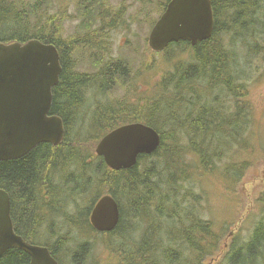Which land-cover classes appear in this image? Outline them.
<instances>
[{"label": "trees", "instance_id": "16d2710c", "mask_svg": "<svg viewBox=\"0 0 264 264\" xmlns=\"http://www.w3.org/2000/svg\"><path fill=\"white\" fill-rule=\"evenodd\" d=\"M75 2L77 13L66 15L61 9L58 13L53 12L54 0H0V42L39 40L54 44L60 51L63 65L60 83L53 89L51 114L63 119L64 140L57 147L42 144L19 160L0 162V188L11 197L14 230L31 244L46 246L60 264H205L220 251L227 228L222 230L203 216L206 194L196 191L192 171L194 175L200 172L207 177L217 172L218 164L229 160L232 163L222 174L236 185L248 166L246 162L238 164L239 149H252L253 107L246 101L247 82H241L245 74L237 72L233 53L221 42L223 28L220 23L224 17V22H234L235 29L242 25L244 37H249L252 27L245 28L242 22L257 15V1L212 0L216 26L211 39L196 48L188 42L175 43L163 52L176 48L186 54L187 46L191 47L195 53L191 62H179L176 72L156 85L153 96L146 94L148 98L136 101L122 97L109 104L108 101L98 102L92 111V97L87 93L97 89L101 95L109 93L116 83L128 78L130 70L124 68L120 60H107L110 50L108 31L115 26L114 21L106 20L102 13L100 18L97 16L103 0ZM169 2L165 0L160 4V16ZM117 14L120 16L121 12L117 11ZM160 16L150 23V28ZM78 17L85 20L83 33L67 36V19ZM99 19L100 26L95 28ZM102 21L105 22L103 25ZM249 24L255 26L256 22ZM255 48L260 51L257 45ZM85 51H91L95 74L73 73L68 65V58H74L77 66L78 57ZM75 65L73 68L77 70ZM84 111L83 120L81 112ZM86 117H90L89 121ZM136 122L157 131L161 146L151 156H142L138 167L122 171L109 169L104 160L95 155L96 146L105 133L122 124ZM185 141L189 142L185 144ZM188 155L197 159V167L185 165ZM92 192L96 197L90 204H85ZM104 194L116 197L123 211L122 220L115 231L98 234L89 222V215L94 201ZM69 200L74 209L64 215L67 226L69 223V227L77 228L82 235L77 243L58 234L56 230H62V227L53 226L55 216L61 215ZM252 230L249 237H234L230 254H225L221 264H264V219ZM86 232L95 234L94 239L101 237L90 243L83 237ZM99 247L107 252L106 259L97 254ZM30 263L31 257L18 249H11L0 258V264Z\"/></svg>", "mask_w": 264, "mask_h": 264}, {"label": "rangeland", "instance_id": "374dc122", "mask_svg": "<svg viewBox=\"0 0 264 264\" xmlns=\"http://www.w3.org/2000/svg\"><path fill=\"white\" fill-rule=\"evenodd\" d=\"M75 1L76 0H54V7L52 10L54 13H58L61 9L66 15H75L77 13ZM256 1L258 4L257 15L255 17H249L242 22L245 24V28L252 27V31L250 32L251 36L249 33V37L245 38L242 29L243 26L241 25L240 28L235 29L234 22L227 20L228 24L224 22V17L221 19L222 21L220 23V27L223 28L222 32H220V34H222L221 42L233 53L237 64V72L239 70L245 74V78L243 77L241 82H247L248 97L246 101L250 102L253 107V125L250 127L252 132V139H250L252 149L244 151L239 149L237 157L238 164L246 162L248 166L243 175L241 174L236 185L231 183V178H224L222 174L226 171V168L230 167L232 161L229 160L226 161L230 164L226 162L218 164L217 172L211 173V175L207 177L200 172L196 175L192 172L193 178L196 179V191L198 194L201 192H205L206 194V199L204 200L205 204L203 203V216L213 221L220 229L227 228L226 237L222 242L220 251L205 264H221L225 254L230 250L234 242V237L236 235H240L243 238L247 237L251 229H253L259 221L264 219V0ZM106 2H108L107 5L109 9L105 5ZM163 2H165V0H103L101 8L103 11L98 8L97 16L102 13V16L105 15L104 17L107 20H109V18L113 20L115 26V28L108 31L110 50L107 60H120L124 68H129L131 75L124 79V81H119L118 84L120 88L117 86L118 84H116L111 92H107L104 96L99 94L97 90L93 91L94 93L88 92L87 94H91L92 98L94 97L91 101V111L98 101L101 103L108 101L109 104L110 102L113 103L114 99L122 97H129L131 98L129 99L130 101L148 98L146 94L152 95L156 85L161 80H164V78L174 74L177 69V64L183 62L185 54H182L180 49L174 48L171 52L168 51L169 53H155L149 46V37L152 30V28H150V23L160 16L159 6ZM117 11L121 12L120 16L117 14ZM100 21L98 22L97 20V25H95L96 28L100 26ZM253 21L256 22L255 26L257 27L249 24L250 22L253 23ZM104 23L101 24L103 25ZM83 24V19L79 17L76 20L67 19L65 23L67 36L82 34ZM230 30L234 31L231 32V34L225 33L227 31L230 32ZM65 37L64 35L63 38ZM232 41L235 42L234 45ZM255 45L258 46V49L260 48V51L255 48ZM185 52L188 53L191 51L185 50ZM170 58L171 62H169ZM78 59L79 62L76 66L77 70H75L72 68L75 65V59L68 58V65L71 67L72 72L79 71L85 75L96 73L91 63V51H85ZM174 67L176 68L174 69ZM164 72H166V75ZM118 74H122L121 70L118 71ZM160 74H164V77ZM115 88L116 90H114ZM136 88L138 89L135 90ZM97 92L98 94H96ZM139 92L142 93L140 94ZM131 96L135 97L133 98ZM84 114L85 111L84 113L81 112V118L83 120L85 119ZM86 116H89L87 112ZM89 118H87L86 121H89ZM184 143L187 144L188 141ZM185 165H195L197 167L198 161L196 158L188 155ZM189 173L191 174V171ZM185 186L188 187L189 184H185ZM94 196L95 193L92 192L91 196L86 199L85 204H90L93 198L96 197ZM65 207V210L63 209L61 212L62 216H55L56 219L54 220L56 223L53 226L54 228H56V226H63L62 230H56L59 231L58 234L62 237L65 236L64 238L70 239L73 243H77V239L81 237V234L77 228L66 226V222L68 221L64 218L65 215H63L72 212L71 209L74 208L73 202L69 200ZM85 234L87 238L86 236L84 238L90 241V243H95L98 238L100 239L101 237L94 239L92 236L95 234H91L90 232H86ZM73 243H71L70 246L73 245ZM99 243H101V241H99ZM97 254H101L103 259L107 257V252L101 247L97 250ZM108 256H110L109 253Z\"/></svg>", "mask_w": 264, "mask_h": 264}, {"label": "water", "instance_id": "95a60500", "mask_svg": "<svg viewBox=\"0 0 264 264\" xmlns=\"http://www.w3.org/2000/svg\"><path fill=\"white\" fill-rule=\"evenodd\" d=\"M213 16L211 0H170L150 32V45L156 52L181 41L195 46L211 36ZM62 70L57 50L39 40L0 42V162L19 160L43 143L58 146L63 141L62 119L49 116ZM160 144L157 131L134 123L102 138L97 152L105 163L120 169L134 164L139 152L154 154ZM90 217L98 229H113L119 219L116 200L104 196ZM13 248L32 257V264H56L48 248L15 235L10 196L0 190V257Z\"/></svg>", "mask_w": 264, "mask_h": 264}, {"label": "bare ground", "instance_id": "6f19581e", "mask_svg": "<svg viewBox=\"0 0 264 264\" xmlns=\"http://www.w3.org/2000/svg\"><path fill=\"white\" fill-rule=\"evenodd\" d=\"M82 1V0H81ZM80 2V1H79ZM211 2H212V0H211ZM82 3V2H81ZM79 4V3H78ZM169 4V3H168ZM81 6V5H80ZM168 6V5H167ZM77 7H78V5H77ZM88 7V6H87ZM83 8V7H82ZM102 8V7H101ZM212 8H213V13H214V6H213V2H212ZM85 10V9H84ZM83 10V11H84ZM95 10V9H94ZM166 10V9H165ZM87 11H89V9L87 10ZM107 11V10H106ZM86 12V11H85ZM85 12H84V14H85ZM110 12V11H109ZM105 13V12H104ZM164 13V12H163ZM87 14V13H86ZM106 14V13H105ZM103 15V14H102ZM112 15V14H111ZM111 15H109V16H111ZM101 16V15H100ZM105 16V15H104ZM86 17V16H85ZM99 17V16H98ZM100 18V17H99ZM102 18V17H101ZM82 19H83V17H82ZM106 19V18H105ZM110 19V18H109ZM112 19V18H111ZM107 20V19H106ZM105 20V21H106ZM83 21H85V20H83ZM100 21V20H99ZM94 22V21H93ZM83 23V22H82ZM102 23H104V21L102 22ZM87 24V23H86ZM95 24V23H94ZM95 25H97V24H95ZM88 26V25H87ZM105 26V25H104ZM215 26H216V18H215V13H214V16H213V30H212V33H211V36L207 39V40H205V41H208L209 39H211V37L213 36V34H214V32H215ZM83 27V26H82ZM85 27V26H84ZM83 27V28H84ZM95 28H96V26H95ZM95 28H94V30H95ZM101 28V27H100ZM85 29V28H84ZM97 30V29H96ZM83 31V30H82ZM88 31V30H87ZM86 32V31H85ZM84 32V33H85ZM105 32V31H104ZM107 33V32H106ZM105 34V33H104ZM85 36V35H84ZM105 36V35H104ZM205 41H203V42H205ZM41 42V41H40ZM181 42H185V41H181ZM187 42V41H186ZM203 42H200V43H198L197 45H195V46H193L191 43H189L191 46H193V47H196V46H198L199 44H201V43H203ZM13 43H15V42H13ZM18 43H21V42H18ZM44 46H52V47H54L56 50H57V52H58V54H59V56H60V62H61V64H62V61H61V54H60V51L58 50V48L54 45V44H47V43H43V42H41ZM178 43H180V42H178ZM6 44H10V43H6ZM21 44H25V43H21ZM172 44H175V43H172ZM172 44H170V45H172ZM169 45V46H170ZM149 46H150V48H151V50L153 51V52H155V53H163L167 48H169V46L167 47V48H165V49H163L162 51H160V52H156V51H154L153 50V48L151 47V45H150V37H149ZM187 48H188V46H187ZM82 49V48H81ZM76 50V49H75ZM78 50V49H77ZM83 50H86V49H84L83 48ZM248 52V51H247ZM249 52H251V51H249ZM195 54V53H194ZM250 55H251V53H250ZM190 56V55H189ZM252 57V56H251ZM75 60H77V59H75ZM175 60V59H174ZM176 61V60H175ZM198 61V60H197ZM191 62V61H190ZM177 63H178V61H177ZM213 64V63H212ZM76 66V65H75ZM213 66V65H212ZM170 67H172V66H170ZM73 68V67H72ZM153 68V67H152ZM176 67H174V69H175ZM223 68V67H222ZM62 69H63V65H62ZM171 69V68H170ZM227 71V70H226ZM172 72V71H171ZM62 73H63V70H62ZM61 73V74H62ZM74 73V72H73ZM165 73V75H166V72H164ZM168 74V73H167ZM171 74V73H170ZM210 74V73H209ZM119 75V74H118ZM129 75H131V73L129 74ZM160 75H162V74H160ZM163 77H164V74L162 75ZM182 76V75H181ZM120 77H121V75H120ZM119 77V78H120ZM124 77V76H123ZM161 77V76H160ZM217 77V76H216ZM244 77V76H243ZM109 78V77H108ZM118 78V79H119ZM167 78V77H166ZM96 79H98V77H96ZM123 79V78H122ZM161 79H162V77H161ZM168 79V78H167ZM230 79V78H229ZM228 79V80H229ZM233 79V78H232ZM60 80H61V78H60ZM130 80V79H129ZM135 80V79H134ZM208 80V79H207ZM214 80V79H213ZM219 80H221V79H219ZM96 81V80H95ZM117 81H119V80H117ZM124 81V80H123ZM128 81V80H127ZM209 81V80H208ZM92 82V81H91ZM126 82V81H125ZM166 82H167V80H166ZM205 82V81H204ZM210 82V81H209ZM216 82V81H215ZM220 82H222V81H220ZM230 82H232L231 80H230ZM59 83H60V81H59ZM97 83V82H96ZM115 83V82H114ZM119 83V82H118ZM118 83H116V84H118ZM123 83V82H122ZM129 83V82H128ZM127 83V84H128ZM133 83V82H132ZM226 83H227V81H226ZM160 84V83H159ZM217 84V83H216ZM59 85V84H58ZM57 85V86H58ZM98 85V84H97ZM122 85V84H121ZM132 86H134L133 84H131ZM144 85V84H143ZM114 86V85H113ZM117 86H119V84L117 85ZM123 86V85H122ZM225 86V85H224ZM211 87V86H210ZM226 87V86H225ZM113 88V87H112ZM119 88H120V86H119ZM152 88V87H151ZM95 89V88H94ZM134 89V88H133ZM138 88H136L135 90H137ZM92 90V89H91ZM114 90H116V88L114 89ZM134 90V91H135ZM162 90V89H161ZM160 90V91H161ZM176 90V89H175ZM193 90V89H192ZM96 91V90H95ZM97 91H98V89H97ZM107 91H109V90H107ZM131 91V90H130ZM219 91V90H218ZM225 91V90H224ZM229 91V90H228ZM236 91V90H235ZM99 92V91H98ZM98 92L96 93V94H98ZM110 92H111V90H110ZM113 92V91H112ZM136 92V91H135ZM94 93V92H93ZM102 92H100L99 94H101ZM131 93V92H130ZM140 93V92H139ZM142 93V92H141ZM140 93V94H141ZM218 93V92H217ZM155 94V93H154ZM202 94V93H201ZM161 95V94H160ZM238 95V94H237ZM96 96V95H95ZM99 96V95H98ZM104 96V95H103ZM143 96V95H142ZM149 96V95H148ZM153 96V95H152ZM195 96V95H194ZM240 96V95H239ZM238 96V97H239ZM112 97V96H111ZM131 97H133V96H131ZM135 97V96H134ZM133 97V98H134ZM147 97V96H146ZM151 97V96H150ZM235 97V96H234ZM94 98V97H93ZM92 98V99H93ZM105 98H106V96H105ZM139 98V97H138ZM153 98V97H152ZM129 99H131V98H129ZM128 99V100H129ZM136 99V98H135ZM155 100V99H154ZM153 100V101H154ZM94 102V101H93ZM99 102V101H98ZM156 102V101H155ZM159 102V101H158ZM136 103V102H135ZM128 105V104H127ZM143 105V104H142ZM118 107V106H117ZM52 108V107H51ZM129 110V109H128ZM119 111V110H118ZM129 112V111H128ZM114 115H115V113H114ZM127 115V114H126ZM49 116H57V115H52L51 114V110H50V112H49ZM80 116V115H79ZM57 117H59V116H57ZM59 118H61V117H59ZM84 118V117H83ZM62 119V118H61ZM62 121H63V119H62ZM92 122V124H93V121H91ZM64 123V122H63ZM136 123H140V122H136ZM222 123V122H221ZM129 124H134V123H129ZM140 124H144V123H140ZM209 124V123H208ZM126 125H128V124H126ZM144 125H146V124H144ZM221 126H222V124H220ZM122 126H125V125H123L122 124ZM146 126H148V125H146ZM219 126V125H218ZM65 127V126H64ZM121 127V126H120ZM148 127H150V126H148ZM118 128H119V126H118ZM117 129V128H116ZM156 129V128H155ZM180 129V128H179ZM66 130V129H65ZM68 131V130H67ZM92 131V130H91ZM97 131V130H96ZM115 131V129L113 130V131H111V132H109L108 134H104L103 135V137L102 138H105V137H107L108 135H110L111 133H113ZM203 131V130H202ZM89 133H90V131H89ZM91 134V133H90ZM251 134H252V132H251ZM66 135V134H65ZM102 135V134H101ZM69 136V135H68ZM100 136V135H99ZM185 136V135H184ZM97 137H98V135H97ZM88 138V137H87ZM185 138H186V136H185ZM187 139V138H186ZM64 140V139H63ZM163 140V139H162ZM172 141V140H171ZM189 142V141H188ZM62 143V142H61ZM60 143V144H61ZM43 144H47V143H43ZM59 144V145H60ZM186 144V143H185ZM42 145V144H41ZM51 145V144H50ZM58 145V146H59ZM53 146V145H52ZM160 146H161V144H160ZM54 147H57V146H54ZM37 148V147H36ZM164 149H165V147H164ZM95 155L97 156V157H99V158H102L103 160H104V162H105V157L103 156V155H100L98 152H97V146H96V148H95ZM152 154L151 153H147V152H139L137 155H136V160H135V162H134V164H132L130 167H127V168H120V169H116V168H113L112 166H110V165H108L107 164V162L105 163L106 164V166L109 168V169H111V170H113V171H122V170H129V169H131V168H133V167H135V166H137L138 164H140L139 163V160H140V158L142 157V156H151ZM143 157V158H144ZM200 157V156H199ZM145 159V158H144ZM192 159V158H191ZM138 167V166H137ZM157 167H159V166H157ZM186 167V166H185ZM173 168V167H172ZM49 169V168H48ZM140 169V168H139ZM162 169V168H161ZM185 169V168H184ZM187 169V168H186ZM151 170V169H150ZM193 170V169H192ZM184 172V171H183ZM190 172V171H189ZM193 173H194V171H192ZM43 173V172H42ZM182 173V172H181ZM47 176V175H46ZM183 175H181V177H182ZM63 177V176H62ZM188 177V176H187ZM190 177H192V176H190ZM181 180H183V179H181ZM184 180H186V178H184ZM146 181V180H145ZM187 181H189L188 179H187ZM193 182V181H192ZM133 183H135V182H133ZM139 183V182H138ZM178 183H179V181H178ZM180 183H181V181H180ZM185 183V182H184ZM188 183H190V182H188ZM12 184V183H11ZM194 184V183H193ZM196 184V183H195ZM67 185V184H66ZM136 185V184H135ZM138 185V184H137ZM140 185V184H139ZM198 185V184H197ZM5 186V185H4ZM59 186V185H58ZM39 187V186H38ZM178 187V186H177ZM187 187V186H186ZM185 187V188H186ZM8 188V187H7ZM175 188V187H174ZM180 188V187H179ZM61 189V188H60ZM200 189V188H199ZM0 190L1 191H4V192H6L9 196H10V194L6 191V190H4V189H2V188H0ZM47 190V189H46ZM59 190V189H58ZM89 190V189H88ZM183 190V189H182ZM69 191H70V189H69ZM93 191V190H92ZM200 191V190H199ZM41 192V191H40ZM48 192V191H47ZM189 192V191H188ZM62 193V192H61ZM88 193V192H87ZM124 193V192H123ZM40 194V193H39ZM57 194H58V192H57ZM20 195V194H19ZM50 195V194H49ZM107 194H104V195H101L100 197H98L94 202V204H93V207H92V209H91V211H90V215H91V212H92V210L98 205V203L101 201V199L104 197V196H106ZM148 195V194H147ZM109 196H111V195H109ZM120 196V195H119ZM165 196V195H164ZM48 197V196H47ZM57 197V196H56ZM55 197V198H56ZM82 197V196H81ZM88 197V196H87ZM93 197V196H92ZM113 199H115L116 200V197H114L113 195L111 196ZM124 197V196H123ZM188 198V197H187ZM195 198V197H194ZM50 199V198H49ZM53 199V198H52ZM139 199V198H138ZM162 199V198H161ZM165 199H166V196H165ZM164 199V200H165ZM172 199V198H171ZM182 199V198H181ZM191 199V198H190ZM197 199V198H196ZM58 200V199H57ZM61 200V199H60ZM163 200V199H162ZM163 200V201H164ZM168 200V199H167ZM189 200V199H188ZM199 200V199H198ZM197 200V201H198ZM62 201H65L64 199L62 200ZM124 201V203H125V200H123ZM161 201V200H160ZM172 201V200H171ZM193 201H195V200H193ZM52 202V201H51ZM57 202H59V201H57ZM56 202V203H57ZM61 202V201H60ZM116 202H117V207H118V211H119V219H118V223H117V225L113 228V229H111V230H100V229H98L95 225H94V223L92 222V219H91V217H90V215H89V222H90V224H91V226H92V228L98 233V234H108V233H111V232H113V231H115L118 227H119V225H120V223H121V213L123 212V211H121V207H120V203H118V201L116 200ZM129 202V201H128ZM166 202V201H165ZM168 202V201H167ZM55 203V202H54ZM53 203V204H54ZM136 203V202H135ZM64 204V203H63ZM88 204V203H87ZM10 205H11V197H10ZM80 205V204H79ZM123 205V204H122ZM54 206V205H53ZM30 207V206H29ZM72 207V206H71ZM80 207H81V205H80ZM128 207H129V205H128ZM177 207V206H176ZM198 207V206H197ZM145 208V207H144ZM37 209V208H36ZM54 209V208H53ZM74 209V208H73ZM141 209V208H140ZM51 210V209H50ZM65 210V209H64ZM125 210H126V208H125ZM27 211V210H26ZM138 211V210H137ZM142 211V210H141ZM161 211V210H160ZM186 211V210H185ZM33 212V211H32ZM38 212V211H37ZM40 212V211H39ZM52 212V211H51ZM127 212V211H126ZM125 212V213H126ZM48 213V212H47ZM69 213H71V212H69ZM132 213V212H131ZM134 213V212H133ZM64 215V214H63ZM136 215V214H135ZM140 215V214H139ZM138 215V216H139ZM173 215V214H172ZM45 216V215H44ZM62 216V215H61ZM145 216V215H144ZM51 217V216H50ZM133 217V216H132ZM146 217V216H145ZM12 218V217H11ZM56 218V217H55ZM61 218V217H60ZM65 218V217H64ZM63 218V219H64ZM124 218V217H123ZM131 218V217H130ZM144 218V217H143ZM31 219V218H30ZM58 219V218H57ZM134 219V218H133ZM135 219H137L136 218V216H135ZM145 219V218H144ZM148 219V218H147ZM137 220H139V219H137ZM146 220V219H145ZM45 221V220H44ZM147 221V220H146ZM61 222V221H60ZM124 222V221H123ZM145 222V221H144ZM261 222V221H260ZM38 223V222H37ZM42 223V222H41ZM50 223H52V222H50ZM58 223V222H57ZM71 223V222H70ZM128 223H130V222H128ZM140 223H141V221H140ZM61 224V223H60ZM63 224V223H62ZM136 224V223H135ZM143 224V223H142ZM47 225H49V224H47ZM125 225H127V224H125ZM124 225V226H125ZM149 225V224H148ZM204 225V224H203ZM50 226V225H49ZM67 226V225H66ZM68 226H69V223H68ZM131 226H134V225H131ZM144 226V225H143ZM151 226V225H150ZM61 227V226H60ZM63 227V226H62ZM58 228V227H57ZM132 228V227H131ZM130 228V229H131ZM138 228V227H137ZM149 228V227H148ZM65 229V228H64ZM132 229H135V228H132ZM131 229V230H132ZM143 229V228H142ZM256 229V228H255ZM54 230V229H53ZM75 230H77V229H75ZM186 230V229H185ZM223 230V229H222ZM252 230V229H251ZM66 231H67V228H66ZM133 231V230H132ZM140 231V230H139ZM219 231V230H218ZM253 231V230H252ZM65 232V231H64ZM76 232V231H75ZM128 232H129V230H128ZM145 232H146V230H145ZM251 232V231H250ZM14 233H15V235L17 236V237H19V238H21L23 241H25V242H27L21 235H19L15 230H14ZM67 233V232H66ZM73 233V232H72ZM77 233V232H76ZM130 233V232H129ZM169 233V232H168ZM139 234V233H138ZM141 234V233H140ZM185 234V233H184ZM78 235H80V234H78ZM181 235V234H180ZM75 236V235H74ZM80 236H82V235H80ZM85 236H86V238H87V235L85 234ZM85 236H83V237H85ZM136 236V235H135ZM237 236V235H236ZM236 236H235V238H236ZM65 237V236H64ZM90 237V236H89ZM164 237V236H163ZM183 237V236H182ZM224 237V236H223ZM226 237V236H225ZM247 237H249V236H247ZM166 238V237H165ZM251 238V237H250ZM68 239V238H67ZM174 239V238H173ZM70 240V239H69ZM78 240V239H77ZM192 240V239H191ZM235 240V239H234ZM237 240H239L238 238H237ZM244 240V239H243ZM136 241H138V240H136ZM224 241V240H223ZM245 241V240H244ZM27 243H29V242H27ZM235 243H237V242H235ZM29 244H31V243H29ZM86 244V243H85ZM226 245H228L227 243H225ZM239 244V243H238ZM252 244H254V243H252ZM32 245H35V244H32ZM240 245V244H239ZM37 246H41V245H37ZM109 246V245H108ZM236 245H234V247H235ZM41 247H45V248H47L46 246H41ZM233 248V247H232ZM13 249H17V248H13ZM86 249V248H85ZM11 250V249H10ZM18 250H20V249H18ZM231 250V249H230ZM9 251V250H8ZM22 251V250H21ZM232 252H233V250H232ZM102 253V252H101ZM123 253V252H122ZM229 253V252H228ZM180 254V253H179ZM230 254V253H229ZM232 254H234V253H232ZM239 254V253H238ZM131 255V254H130ZM3 256V255H2ZM1 256V257H2ZM86 256V255H85ZM0 257V258H1ZM65 257V256H64ZM251 257H253V256H251ZM239 258V257H238ZM255 258V257H254ZM228 259V258H227ZM246 259V258H245ZM248 259V258H247ZM81 260V259H80ZM55 262H56V264H60V262L55 258ZM232 262V261H231ZM33 263V259H32V257H31V263L30 264H32ZM76 263H77V261H76ZM72 264V263H71ZM88 264V263H87ZM224 264H226V263H224ZM260 264V263H259Z\"/></svg>", "mask_w": 264, "mask_h": 264}, {"label": "flooded vegetation", "instance_id": "af4514ba", "mask_svg": "<svg viewBox=\"0 0 264 264\" xmlns=\"http://www.w3.org/2000/svg\"><path fill=\"white\" fill-rule=\"evenodd\" d=\"M191 46V45H190ZM196 48V47H195ZM188 49L191 51V52H188L184 55V60H183V63L184 62H190L192 60V58L194 57V54H193V50L191 47H188ZM190 55V56H189ZM198 107V106H197Z\"/></svg>", "mask_w": 264, "mask_h": 264}]
</instances>
